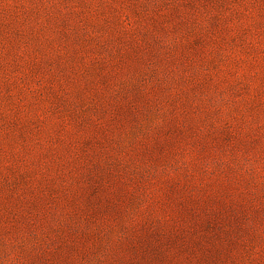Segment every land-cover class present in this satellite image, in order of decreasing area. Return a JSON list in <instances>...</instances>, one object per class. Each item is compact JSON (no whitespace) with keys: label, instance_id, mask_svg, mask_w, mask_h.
Returning a JSON list of instances; mask_svg holds the SVG:
<instances>
[{"label":"rangeland","instance_id":"1","mask_svg":"<svg viewBox=\"0 0 264 264\" xmlns=\"http://www.w3.org/2000/svg\"><path fill=\"white\" fill-rule=\"evenodd\" d=\"M0 264H264V0H0Z\"/></svg>","mask_w":264,"mask_h":264}]
</instances>
